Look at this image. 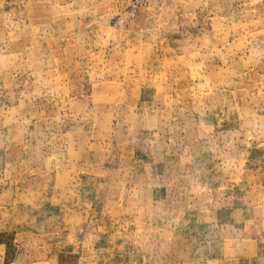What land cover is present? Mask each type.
<instances>
[{
    "label": "rangeland",
    "instance_id": "rangeland-1",
    "mask_svg": "<svg viewBox=\"0 0 264 264\" xmlns=\"http://www.w3.org/2000/svg\"><path fill=\"white\" fill-rule=\"evenodd\" d=\"M0 264H264V0H0Z\"/></svg>",
    "mask_w": 264,
    "mask_h": 264
}]
</instances>
